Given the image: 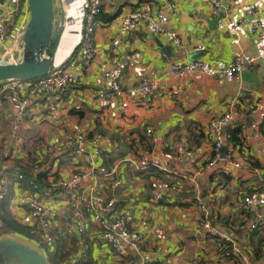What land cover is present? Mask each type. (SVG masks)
<instances>
[{
	"label": "crops",
	"instance_id": "0c3cea01",
	"mask_svg": "<svg viewBox=\"0 0 264 264\" xmlns=\"http://www.w3.org/2000/svg\"><path fill=\"white\" fill-rule=\"evenodd\" d=\"M83 1L55 0V15L63 20L53 50V66L67 62L78 50L82 27L77 11ZM217 1L228 8L232 19L242 18L249 6L254 7L255 16L264 17V3L260 0ZM0 3L4 16L7 11L12 12L7 21L11 31L26 26L27 0ZM172 3L174 9L164 0H101L91 64L87 68L74 65L76 82L52 105L29 101L16 132L11 128L14 114L2 92L5 84L0 83V174L9 185L6 196L10 217L21 228L17 233H8L39 243L33 227L22 223L26 211L19 200L25 185L17 184L13 175L24 172L31 175L34 165L46 167L37 188L43 190L46 183H51V194L37 197L51 207L54 243L44 245V251L56 264H197L198 259L207 264H264V228L253 232L248 228L257 213L264 214V206L246 213L241 209L243 196L264 186V108L254 111L255 102L264 95V58L255 69L232 81H215L198 74L178 79L167 74L172 62L201 60L209 65L230 64L238 54H259L264 44L255 40L250 22L239 28L236 35L214 28L211 0H172ZM140 8H147L152 14L163 11L169 19L167 31L153 35L137 29L118 36V17ZM71 17L76 21L66 25L65 20ZM114 38L119 42L111 47ZM126 56L134 58L118 77L119 90L110 101L100 100L97 93L106 90L103 71ZM144 78L156 81L159 86L161 99L157 103H149L135 91ZM172 90L179 93L174 95ZM18 91L27 97L24 86ZM227 112L233 113L231 128H240L242 143L233 151L240 168L222 161L225 143L219 151V160L213 159L212 143L206 132L212 118ZM148 129L150 134L146 132ZM76 130H83L88 139L95 133L105 135L117 145V150H103L91 159L69 151H49L50 147L71 141ZM178 146L190 150L201 147V164L193 165L183 158L172 165L173 175L152 168L136 172L129 164L139 147L159 157L162 153H173ZM208 163L213 165L210 167ZM98 167H105L111 176L102 178L96 174L74 192L62 189V181L71 172ZM155 175L179 181L182 189L163 193L161 201L153 202L149 180ZM182 175L187 178L181 180ZM194 177L197 186L190 180ZM91 194L113 199L115 203L102 225L90 213H84L86 243L81 245L74 228L70 236L65 231L71 225L76 226L70 220L71 210L84 211L83 203ZM197 199L208 209L211 226L233 238L239 249L236 258L227 257L229 246L221 247L216 239L205 234ZM121 223L143 235L137 249L121 241ZM103 226L113 229L110 231L114 239L127 252L124 258L120 259L107 243V230Z\"/></svg>",
	"mask_w": 264,
	"mask_h": 264
},
{
	"label": "built area",
	"instance_id": "2783aa9c",
	"mask_svg": "<svg viewBox=\"0 0 264 264\" xmlns=\"http://www.w3.org/2000/svg\"><path fill=\"white\" fill-rule=\"evenodd\" d=\"M264 3V0H260ZM1 2V0H0ZM164 2L171 9L175 8L172 0H164ZM212 15L216 18L221 15L217 22V28L227 35H236L239 28L250 22V30L255 40L264 44V17L255 16L254 7L249 6L245 15L242 18L232 19L227 7H223L217 0H211ZM12 12L7 11L3 14L2 6L0 3V64L15 63L22 57V34L25 26H19L17 30L11 31L8 27L7 21L10 19L9 15ZM101 14V0H84L82 5L77 11V19L81 23V40L77 52L67 61L60 65L53 66L49 74L43 78L31 81H6L2 92L7 98L11 112L14 114L12 120V131L16 132L19 128V122L26 115L27 103L30 101L41 103L43 105H52L58 97H61L67 88L73 85L78 76L74 71V65L80 64L81 67L87 68L94 57V33L99 25V16ZM251 20H247V18ZM76 21L71 17L65 20L66 25H71ZM118 21V36L131 33L137 29H144L153 35L163 34L167 31L168 16L163 11H157L152 14L147 8H140L130 14L121 15ZM119 39L114 38L111 41V47L118 45ZM264 46V45H263ZM202 50V48H199ZM134 56H126L119 61L112 64L109 68L103 71V79L106 83V90L97 93L100 100L110 101L113 94L119 90L118 77L120 73L130 66ZM264 58V49L259 54L245 55L238 54L234 57L230 64L209 65L205 62L198 60L194 62L178 61L172 62L167 69V74L174 76L178 79H183L190 74H198L201 77L213 79L215 81H232L239 78L245 71L255 69ZM24 86L27 91V97L19 93V89ZM141 96H143L149 103L154 104L160 101L161 92L156 81L144 78L138 82L135 87ZM172 94L177 95L178 90H172ZM264 108V95L257 99L254 104V111ZM233 113L227 112L217 115L212 118L206 128L208 137L211 140L212 156L214 160H219V151L224 146L226 153L222 157L225 165L240 168V164L234 160V149L236 146L230 142L228 130L232 127ZM231 126L227 132H224L225 127ZM148 134L151 130H146ZM249 140V137H245ZM244 139V140H245ZM246 140V141H247ZM134 153V157L130 160V166L136 172H143L149 169H154L158 173L173 175L175 169L172 165L176 162L186 158L191 164L200 165L202 159L200 157L202 148L185 149L178 146L173 153H162L161 156L155 157L151 151L145 147H139ZM51 152L60 153L62 151H69L72 155H83L88 159L97 157L103 150L115 151L117 145L113 141L100 133H95L92 138L88 139L83 130H76L71 141L59 144L55 147L48 148ZM208 163V166H212ZM46 167L34 165L32 172L33 176L26 178L23 173H16L13 175L17 184L25 185L23 193L20 195V206L25 208L26 214L22 219V223L29 227H33V233L36 240L45 246L53 245L54 238L51 230V207L46 206L41 199L44 196L50 197L51 190L49 187L51 183H46V188L38 190L35 183V175L39 173H46ZM226 173V172H224ZM100 175L102 178H109L111 172L105 167H98L97 169H77L71 172L70 175L61 183L62 189L68 192H74L78 186L81 185L86 179ZM227 174V173H226ZM182 179H186V175H182ZM196 186L195 177L190 179ZM7 178L0 174V206L8 193ZM150 198L153 202L157 203L163 199L164 195L169 192H179L182 187L179 181L171 182L160 177L159 175L153 176L149 180ZM42 197L39 199L38 197ZM114 200L107 199L100 195L91 194L83 203V210L74 208L69 213L70 220L74 221L76 226H69L66 229L67 235L73 234V228L76 230L79 242L81 245L86 243L85 235L87 227L85 225V212L94 216L98 224H103L104 217L114 207ZM198 208L201 212L202 229L209 237L216 239L221 247L229 246L230 249L226 254L228 258L234 259L239 254V249L235 245L233 238L226 233L218 231L211 226L209 222V211L200 199H197ZM242 207L244 213L251 210H257L264 206V186L258 190L246 193L242 198ZM106 228V226H103ZM251 232L264 228V214L257 213L256 219L249 223L248 226ZM112 229V228H111ZM106 228V240L111 249L117 253L118 257L124 258L123 247L114 239L113 232ZM113 230V229H112ZM120 239L124 245H128L131 249H137L138 245L143 241V235L138 233L125 224L120 225ZM37 243V242H36ZM39 243H37L39 245ZM40 246V245H39ZM43 249V248H42ZM45 252V251H44ZM46 253V252H45ZM83 256L85 252L82 253ZM129 254L125 255L128 256ZM264 260V259H263ZM129 264V263H128ZM197 264H207L204 260L198 259Z\"/></svg>",
	"mask_w": 264,
	"mask_h": 264
},
{
	"label": "water",
	"instance_id": "95a60500",
	"mask_svg": "<svg viewBox=\"0 0 264 264\" xmlns=\"http://www.w3.org/2000/svg\"><path fill=\"white\" fill-rule=\"evenodd\" d=\"M27 5L29 17L21 38L22 57L15 63L0 64V83L37 80L47 76L53 67V46L63 17L56 19L53 0H27ZM220 18L221 15L212 20L214 28ZM230 127H225L224 132ZM0 264L51 263L36 242L7 233L0 235Z\"/></svg>",
	"mask_w": 264,
	"mask_h": 264
},
{
	"label": "trees",
	"instance_id": "16d2710c",
	"mask_svg": "<svg viewBox=\"0 0 264 264\" xmlns=\"http://www.w3.org/2000/svg\"><path fill=\"white\" fill-rule=\"evenodd\" d=\"M55 44H56V42H55ZM55 44L53 46V50H54ZM228 134L230 136L229 140H230V142L233 143L234 146H240L241 145L242 139L240 138V128L239 127H233L231 129H229ZM20 169H21V171H23L22 168H20ZM41 174H43V173H39V174L34 173L36 184L38 183V181H40V178L42 176ZM24 175L26 176V178H30V176H33V173L30 175V173L24 172ZM8 205H9V196L7 195L5 197V199L3 200L1 206H0V221L3 224L2 229H0V235L8 233V232H16L17 233V231L21 229L18 226V224L15 223L11 219L9 211H8ZM47 259L51 264H56L55 262H53L51 260V258H48V256H47Z\"/></svg>",
	"mask_w": 264,
	"mask_h": 264
},
{
	"label": "rangeland",
	"instance_id": "374dc122",
	"mask_svg": "<svg viewBox=\"0 0 264 264\" xmlns=\"http://www.w3.org/2000/svg\"><path fill=\"white\" fill-rule=\"evenodd\" d=\"M53 4H54V6H56V2H55V0H53ZM55 9V8H54ZM56 19H57V16H56ZM58 20V19H57ZM190 150V149H189ZM39 245L43 248V250H45V246L44 245H42V244H40L39 243ZM47 255V254H46ZM51 257V260L54 262V260H53V258H52V256H50ZM49 256H48V258H50Z\"/></svg>",
	"mask_w": 264,
	"mask_h": 264
}]
</instances>
